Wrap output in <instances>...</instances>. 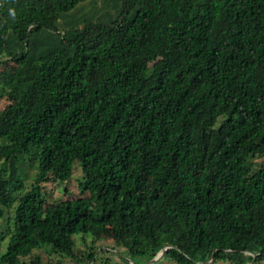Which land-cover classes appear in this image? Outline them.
<instances>
[{"label": "trees", "instance_id": "trees-1", "mask_svg": "<svg viewBox=\"0 0 264 264\" xmlns=\"http://www.w3.org/2000/svg\"><path fill=\"white\" fill-rule=\"evenodd\" d=\"M0 58V264L264 261V0H0Z\"/></svg>", "mask_w": 264, "mask_h": 264}, {"label": "rangeland", "instance_id": "rangeland-1", "mask_svg": "<svg viewBox=\"0 0 264 264\" xmlns=\"http://www.w3.org/2000/svg\"><path fill=\"white\" fill-rule=\"evenodd\" d=\"M7 59L6 58H0V70L5 68V69H13L14 68V64H12L10 61L9 62H6V63H3L5 62ZM6 101L4 98H1L0 97V108L3 107L5 105ZM256 160H263L264 161V156L262 157H256ZM24 166L26 169H28V164L27 163H24ZM53 182H49V183H46V186L48 187L47 189V193L49 194V188H51V186H53L54 184H52ZM59 188L57 189H54L53 191V195L51 194L49 200L52 201V200H55L57 198H67V197H77L79 194V189L77 187V184L76 182L74 181V178H71L69 183H68V190H70V193H66L64 192L63 193V185L62 184H57ZM69 192V191H68ZM115 239L108 233H104V238L103 239H100L98 241H96V245L95 246H100V249L101 250H105L102 252V255H109L110 253L107 251L108 249L110 251H114L115 249ZM76 244H77V252L78 251H82L86 248V245L90 244V237L87 236L86 239L83 241L79 236L76 237ZM118 249L122 250L121 247H117ZM79 249V250H78ZM99 251V249H98ZM99 253V252H98ZM43 255V258L44 260H46L47 258L49 257H52L53 259H56V257L54 256V254H52L51 256H48V255H45V254H42ZM161 252H159L157 254V256L155 258H153V260L155 259H158V258H161ZM64 263H69V259H65L64 260ZM147 263V262H146ZM144 263V264H146ZM72 264V263H71ZM261 264H264V261L261 262Z\"/></svg>", "mask_w": 264, "mask_h": 264}]
</instances>
